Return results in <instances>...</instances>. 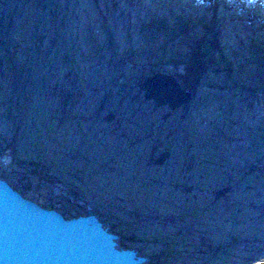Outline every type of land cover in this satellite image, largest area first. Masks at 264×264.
I'll list each match as a JSON object with an SVG mask.
<instances>
[{"label":"rangeland","instance_id":"obj_1","mask_svg":"<svg viewBox=\"0 0 264 264\" xmlns=\"http://www.w3.org/2000/svg\"><path fill=\"white\" fill-rule=\"evenodd\" d=\"M213 5L0 0V178L144 264H264V0ZM201 40L191 102L155 108L138 83Z\"/></svg>","mask_w":264,"mask_h":264},{"label":"water","instance_id":"obj_2","mask_svg":"<svg viewBox=\"0 0 264 264\" xmlns=\"http://www.w3.org/2000/svg\"><path fill=\"white\" fill-rule=\"evenodd\" d=\"M155 108L171 111L192 100L173 75L156 73L137 85ZM164 157L159 161L162 164ZM224 192L221 193V195ZM220 195V196H221ZM119 237L100 223L94 211L67 219L54 209L24 197L0 178V264H144L146 258L123 249Z\"/></svg>","mask_w":264,"mask_h":264},{"label":"trees","instance_id":"obj_3","mask_svg":"<svg viewBox=\"0 0 264 264\" xmlns=\"http://www.w3.org/2000/svg\"><path fill=\"white\" fill-rule=\"evenodd\" d=\"M206 3H209L213 9H214V2L215 0H204ZM196 23L202 24V22L198 19L195 20ZM159 26L163 27L162 24H159ZM178 29L179 30H186L185 24L184 23H179L178 24ZM189 33H194L193 31H189ZM217 48V47H216ZM211 47H206L204 45V41L201 40L199 44L195 45L194 50L192 48L190 56H187L186 63H185V68L183 71L182 76L178 77L179 82L181 83L182 86L185 87V89L189 91H193L194 88L197 86V82L199 81L200 77L202 76L203 72L206 70V67L209 65L208 64V58L213 60V57H211ZM258 49V48H257ZM259 50H256L258 57L257 62L260 64H264V56L261 55V52ZM228 69V68H227ZM231 68H229L230 70ZM115 234V233H114ZM119 246L123 249H129L132 247H129L124 244H119Z\"/></svg>","mask_w":264,"mask_h":264},{"label":"bare ground","instance_id":"obj_4","mask_svg":"<svg viewBox=\"0 0 264 264\" xmlns=\"http://www.w3.org/2000/svg\"><path fill=\"white\" fill-rule=\"evenodd\" d=\"M214 27H215V25H214Z\"/></svg>","mask_w":264,"mask_h":264}]
</instances>
